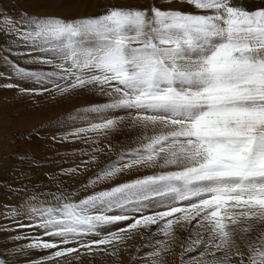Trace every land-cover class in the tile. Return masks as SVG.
I'll use <instances>...</instances> for the list:
<instances>
[{"label":"snow or ice","instance_id":"obj_1","mask_svg":"<svg viewBox=\"0 0 264 264\" xmlns=\"http://www.w3.org/2000/svg\"><path fill=\"white\" fill-rule=\"evenodd\" d=\"M186 3L197 11L138 0H108L79 16L0 10L6 50L44 69L6 55L0 77L16 82L4 87L88 96L87 106L52 121L51 139L79 141L90 158L50 174L54 189L24 186L6 206L5 218L34 234L17 232L14 241L27 243L0 264H16L25 249L48 252L29 264L94 254L119 264L136 236L148 251L137 249L132 264H264V0ZM125 132L118 158L74 187ZM101 185L110 186L95 190Z\"/></svg>","mask_w":264,"mask_h":264},{"label":"rangeland","instance_id":"obj_2","mask_svg":"<svg viewBox=\"0 0 264 264\" xmlns=\"http://www.w3.org/2000/svg\"><path fill=\"white\" fill-rule=\"evenodd\" d=\"M163 1L164 0L162 1L159 0L158 4ZM151 2L153 3V1ZM173 6L174 8H176L178 5H173ZM0 10L6 11L7 14H9L12 18H18L19 14L24 12L33 14L30 13V11H28L26 5H23L18 0H0ZM4 29H5L4 19L3 16H0V56H3V58L6 56V51H4L5 39H6ZM10 41L11 40H9L8 43ZM24 58H26V56H21V60H24ZM12 59L16 60L14 57H12ZM0 64H1L0 69H3V67L7 69V67L4 66L5 64L3 63V60L1 59H0ZM20 67H24V66L22 65ZM28 68L29 70H44L39 65H35L32 63H28ZM0 72H5V71L0 70ZM6 80L7 78L0 77L1 82H4ZM4 85L5 84H0V87H4ZM80 97H81L80 100H83V104L79 105L77 109L87 106V104L89 103L88 96H80ZM84 98L87 101L85 100L84 102ZM95 99L97 101L106 100L105 97H96ZM26 100L27 99L22 98V107L25 109V113L23 115L24 118L29 117L31 115L30 125L23 123L22 125L18 126L19 125L18 124L17 128L20 127L22 129L15 130L14 124L18 123L19 115L11 114L8 117H6V120H9L7 124L2 128L0 127V133H1L0 141L3 144V146L0 147V153H1L0 154V211L5 210L9 198L11 199L13 198V200L16 201L21 200L22 194L20 190L24 186H27L29 190H32L33 187L39 189L45 186H50L54 189V185H52L51 182L49 181V175L53 173L59 175L60 174V171H58L59 166L63 165L62 169L70 168V165L72 163H76V162L79 163L81 160L90 159L89 156L82 157L80 154L79 151L80 149L88 147V146H84L85 144L77 146L76 142L62 143L58 141H53L51 139V136L52 133L56 131V129H51L50 126L52 124V121L55 120V116L54 117L41 116V113L35 112L36 108L31 107V104L29 106L27 105ZM62 104L63 103H61V100L59 98V99H54L53 105L49 106L50 108L52 107L57 111H60L56 116L58 115L66 116V114L62 111H64V109L67 108H62ZM73 111L74 110H72L71 112ZM129 139H130V134L126 132L117 133L112 139V144L114 145L113 151L111 153L112 155L104 156L105 154H98V156L101 155L100 158L102 157L101 160L99 159L101 163H99L96 166H92L93 161H90L89 166L92 167L90 168L88 166V168H90V171H92V173L95 174L99 172L103 167H105V164L108 165L113 161H115L118 158V153L120 149L122 147L128 146L127 141ZM11 147L15 149L11 150ZM20 154H24L25 158L21 159ZM111 157L113 158L111 159ZM61 178L65 180L69 179L68 177H61ZM89 179H90V174L84 173V176H82L78 181L75 182L74 187L79 188L81 184L87 183ZM108 186L110 185H105V186L103 185V188L101 187L98 190H102L104 188H107ZM0 225L14 229L13 231H4L3 228H0V251H1L0 258H3L4 254H6L8 251H11L14 248H18L17 243L9 235L17 234V232L27 233L29 235L34 234L33 231L30 229H16L15 225L10 223V221L6 219L4 215L0 217ZM35 234L38 235V233ZM181 235H185V234L182 233ZM22 241L23 244L27 243V241L24 240ZM144 242L145 241L143 237H138L137 241L133 243L132 245L133 247L130 246V249H133L135 247L136 250L140 249L141 252L144 251L147 252L148 249L143 247ZM136 250L135 251L133 250L134 252L133 251L129 252L130 251L129 250L128 254L134 253V255H136ZM47 254L48 252L46 250L41 251V250L25 249L23 251L16 252L15 255L12 257V259H14L16 261V264H18V261L20 262L25 258H31L32 261H37ZM193 255H195V253H193ZM126 256L127 253L124 252L121 254L120 259ZM104 258L105 260L109 259L107 258V255ZM131 260H132L131 258H129V260L126 259L124 260L123 264H132ZM80 261H86L85 263L83 262V264H93V263L101 264L103 260H100L101 261L100 262L97 261L96 259L90 261L89 259L81 258ZM75 262L78 261L72 260L71 264ZM104 263L105 262L103 261L102 264ZM26 264H29V262H27Z\"/></svg>","mask_w":264,"mask_h":264},{"label":"bare ground","instance_id":"obj_3","mask_svg":"<svg viewBox=\"0 0 264 264\" xmlns=\"http://www.w3.org/2000/svg\"><path fill=\"white\" fill-rule=\"evenodd\" d=\"M18 1L20 3H22L23 5H26L27 9H28V11H30V13H33V14H36V15L56 14V15H64V16H79V15H84V14L98 13V12L102 11V5H104V4H106L108 2V0H18ZM151 1H153V3L154 2L157 3V5L161 6V7H172L173 5H178L176 8H179V9H181L183 11H187V12H196L197 11L196 9H194L193 6L187 4L186 0H185V2H182V0H171L170 4H165L164 1L160 2L158 4L159 0H138V2H140L142 4H152ZM246 2L249 5H251V6H255V5H258L261 2V0H246ZM9 43H11V41ZM4 51H6V55L12 61H14L15 63H18L20 66L23 65L24 68L29 69L28 68V63H29L28 62V57L24 58V60H21V56H16V55H13V54L9 53L6 50L5 47H4ZM21 51H23V49H21ZM0 57H2L0 59L3 60V56H0ZM12 57H14L16 60L12 59ZM3 63H4V60H3ZM4 66H6V65H4ZM0 70L1 71H5L6 73L8 72V68L6 69V68L3 67V69H0ZM15 82L16 81L14 79L13 80L7 79L4 82L0 81V84L15 83ZM22 98L23 99H27L26 100L27 105L29 106L31 104V107L36 108L35 112L41 113V116H46V117H54L55 116V120L57 118L63 117L61 115L56 116L60 111H57L56 109H54L52 107L51 108L49 107V106L53 105V100L54 99H52V98L45 99L43 96L31 97V96H27V95H20V94H18V92H17V90L15 88L9 89V88L6 87V89H5V87H0V127L1 128L7 124V122L9 120H6V117H8L11 114L19 115L18 123L14 124L15 130L22 129L20 127L17 128L18 124H19L18 126L22 125L23 123H26L27 125H30L31 115L29 117H26V118H24V115H23L25 113V109L22 107ZM80 98H81L80 96L74 97L71 100H62L60 98L61 103H63L62 104V108H67V109H64V111H62V112H64L66 115H68L72 110L76 111L77 107H79V105L83 104V100H80ZM57 99H59V97ZM85 100L86 99L84 98V102H85ZM1 114H3V115H1ZM50 128L51 129H55L52 124H51ZM0 135H1V133H0ZM114 139H116V138H114ZM76 144H77V146L78 145H84V144H82L79 141H76ZM1 146H3L2 142L0 143V147ZM84 146H87V145H84ZM14 149L15 148L11 147V150H14ZM96 155H98V154H96ZM110 155H112V154H110ZM100 156L101 155L98 156L99 157L98 160H94L93 161V164H95V165L92 164V166H96L99 163H101L99 161V159L101 160L102 157L100 158ZM104 156H106V155H104ZM112 158L113 157H111V159ZM76 163H78V162H76ZM73 166H74V163H72L70 165V167H73ZM105 166H107V165L105 164ZM62 167H63V165L59 166V170L58 169L57 170L60 171L62 169ZM99 167H101V166H99ZM90 168H92V167H90ZM90 168H88L87 171H84L83 175H78L76 177V181H78L82 176H84V173L85 174L86 173L90 174V179H91L96 173L93 174L92 171H90ZM68 178L69 179H67V180L71 179L70 177H68ZM128 178H130V177H125V179H128ZM116 182H122V181L118 179L117 181H113L112 184H114ZM101 187L103 188V185L99 186L95 190H98ZM19 201L20 200L16 201V200H13V198L12 199L9 198L7 206L16 205ZM4 212H5V210L0 211V217L2 215H4L3 214ZM8 227H9V225H8ZM15 235L16 234H14V235L12 234V235H9V236L11 238H13ZM138 237H140V236H136L133 240H131L129 242L130 246H132L133 243H135V241H137ZM15 242L17 243L18 247H20L23 244L22 240L15 241ZM133 250L134 251L136 250L135 247L133 249H130L129 252H132ZM126 253H127V256L122 258V259H120L119 264H123L124 260H126V259L129 260V258H131L134 255V253H129L128 254V251ZM105 256L106 255H102V254H94V257L92 259H89V260L90 261L91 260L93 261L95 259L97 261L103 260L105 263L115 264V261H114L113 257L107 256V258H109V259L105 260V258H104ZM30 261H32L31 258H25V259L21 260L20 262L18 261V264H20V263L21 264H26L27 262H30ZM103 261H102V263H103ZM83 262L85 263L86 261H78V262H75L73 264H83Z\"/></svg>","mask_w":264,"mask_h":264}]
</instances>
